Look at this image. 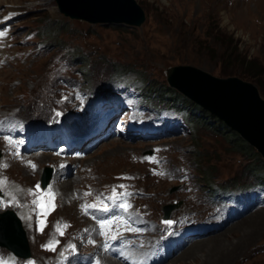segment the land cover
<instances>
[{
  "label": "rangeland",
  "instance_id": "1",
  "mask_svg": "<svg viewBox=\"0 0 264 264\" xmlns=\"http://www.w3.org/2000/svg\"><path fill=\"white\" fill-rule=\"evenodd\" d=\"M136 1L145 12L144 23L122 28L70 20L58 11L55 0H0V122L4 128L23 125L42 137L47 147L39 153L43 157L25 156L34 162L29 167L25 161L12 160L9 151L3 153L0 140V190L16 199L5 213L18 214L30 257L38 264H55L54 254L44 251L43 245L51 237L60 239L52 229L56 221L68 225L64 240L76 239L79 256L90 250L101 253L104 244L95 243L104 223L110 250L101 254L103 264H120L114 255L118 258L125 240L138 228L140 235L146 232L139 248L149 244L153 249L136 252L147 258L146 263H157L164 256L167 232L168 238L182 234L188 244L160 264H264V192L236 190L220 201L210 193L216 187L251 185L246 167L253 156L241 154L222 135L199 124L144 142L133 136L131 126L154 127L155 113L128 89L135 84L152 93L154 103L170 104L175 94L183 96L168 86L165 70L188 65L217 78L251 83L264 99V0ZM243 58L255 65L257 79L242 76ZM118 76L121 81L110 93L88 94L92 86L113 85ZM54 114L55 122L48 123ZM75 123L79 130L73 129L70 137L67 133ZM85 138L78 152L70 150L73 146L61 153L50 151L58 139L79 145ZM117 142L130 148L116 149L112 144ZM4 147H9L5 141ZM149 150L152 154L146 156ZM50 168L55 171L51 189L39 200L50 193L48 203L56 209L50 226L37 234L30 218L31 190ZM120 181L128 186L124 196ZM108 188L118 190L123 203L99 205L98 191ZM126 195L134 196L136 203ZM5 213H0V220L2 215L8 217ZM165 213L171 222L163 224L162 242L153 235V224H159ZM93 215L97 229L90 233L87 224ZM117 216L127 220L121 222ZM117 224L116 231L106 233ZM199 230L207 233L198 238Z\"/></svg>",
  "mask_w": 264,
  "mask_h": 264
},
{
  "label": "water",
  "instance_id": "2",
  "mask_svg": "<svg viewBox=\"0 0 264 264\" xmlns=\"http://www.w3.org/2000/svg\"><path fill=\"white\" fill-rule=\"evenodd\" d=\"M55 2L64 17L89 25L138 28L146 19L144 10L136 0ZM165 77L170 88L222 122L264 161V99L253 84L237 77L217 78L188 65L167 68ZM50 173L48 170L46 179L50 178ZM11 216L4 220L5 225L0 224V246L27 258L30 256L27 240L20 223ZM164 218H168V213ZM11 222L16 223V227H10Z\"/></svg>",
  "mask_w": 264,
  "mask_h": 264
},
{
  "label": "trees",
  "instance_id": "3",
  "mask_svg": "<svg viewBox=\"0 0 264 264\" xmlns=\"http://www.w3.org/2000/svg\"><path fill=\"white\" fill-rule=\"evenodd\" d=\"M113 27H122L126 28L124 26H113ZM240 65L244 69L242 72V76L246 78H250L252 80H255L259 77V73H254L253 71L256 70L255 65H253L252 62L246 61L245 58L240 60ZM120 75V74H119ZM172 92L169 90V93ZM152 93L147 91L145 93V96L148 101H153ZM170 95V94H165ZM173 95V94H172ZM176 99L171 100L170 104L180 106L184 102L190 103L187 98L177 96L175 94ZM173 97V98H175ZM164 102H162L163 104ZM192 103V102H191ZM184 107V106H183ZM189 111V119L191 122V127L195 124H199L200 126L205 127L208 130H211L213 132H216L220 135H222L226 140H228L232 147H234L236 150H238L241 154L251 155L252 163L246 167V177L252 179L253 183H264V176H262L261 172H264V162L261 160L259 155L254 152V149L250 147L245 141H243L236 133L229 130L222 122L217 120L216 118L212 117L208 112L202 110L197 105H193L192 108H187Z\"/></svg>",
  "mask_w": 264,
  "mask_h": 264
},
{
  "label": "bare ground",
  "instance_id": "4",
  "mask_svg": "<svg viewBox=\"0 0 264 264\" xmlns=\"http://www.w3.org/2000/svg\"><path fill=\"white\" fill-rule=\"evenodd\" d=\"M74 129V128H73ZM74 131V130H73ZM113 145V147L114 148H116V149H121V150H127V149H129L130 147H126V145L125 144H121V143H119V142H117V143H113L112 144ZM43 156H45V154H38V157H43ZM29 158V157H28ZM46 158V157H45ZM13 160V159H12ZM9 162V161H8ZM6 163V162H5ZM14 163V162H13ZM21 165V164H20ZM5 166V165H4ZM15 166H16V164H15ZM23 167H24V165H23ZM19 169L21 168V167H18ZM27 168H28V166H27ZM29 170V169H28ZM30 171V170H29ZM16 172V171H15ZM120 172V171H119ZM7 173V172H6ZM138 174V173H137ZM5 175V174H4ZM3 176V175H2ZM2 176H0V177H2ZM16 176V175H15ZM114 176V175H113ZM18 177V176H17ZM5 178V177H4ZM6 178H8V177H6ZM30 178V177H29ZM32 178V177H31ZM30 178V179H31ZM33 179V178H32ZM1 180H3V179H1ZM7 180V179H6ZM5 180V181H6ZM10 180V179H9ZM21 180V179H20ZM56 180V179H55ZM7 182V181H6ZM9 182V181H8ZM27 182V181H26ZM3 183V182H2ZM2 183H1V185H2ZM33 183V182H32ZM64 183H67V182H64ZM21 184V183H20ZM6 185V184H5ZM63 186H64V184H62ZM19 186V185H18ZM16 188V187H15ZM19 188V187H18ZM21 188V187H20ZM65 188V187H64ZM142 188V187H141ZM27 190V189H26ZM29 190V189H28ZM17 193V192H16ZM27 201H29V200H27ZM30 202V201H29ZM29 204V203H28ZM43 204V203H42ZM45 205V204H44ZM55 205H57V204H55ZM27 208V207H26ZM30 210V209H29ZM64 210V209H63ZM58 213V212H57ZM54 214V213H53ZM63 214V213H62ZM73 215V214H72ZM56 217H57V215H56ZM76 217V216H75ZM18 219H19V217H17ZM74 218V217H73ZM51 219V218H50ZM64 219V218H63ZM71 219V218H70ZM66 220V219H65ZM72 220V219H71ZM74 220V219H73ZM72 220V221H73ZM19 221H20V224H21V226H22V222H21V220L19 219ZM75 221V220H74ZM55 222V221H54ZM77 224V223H76ZM72 225V224H71ZM76 227V226H75ZM88 229V228H87ZM76 232V231H75ZM214 232H217V231H214ZM91 233V232H90ZM213 233V232H212ZM69 236V235H68ZM73 236H74V234H73ZM72 236V237H73ZM69 238V237H68ZM71 238V237H70ZM202 238V237H201ZM79 239H81V238H79ZM81 241V240H80ZM79 241V242H80ZM51 259V258H50ZM53 260V259H52ZM168 261V260H167Z\"/></svg>",
  "mask_w": 264,
  "mask_h": 264
}]
</instances>
